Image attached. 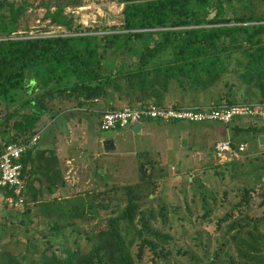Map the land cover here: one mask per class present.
Wrapping results in <instances>:
<instances>
[{
    "label": "trees",
    "instance_id": "trees-1",
    "mask_svg": "<svg viewBox=\"0 0 264 264\" xmlns=\"http://www.w3.org/2000/svg\"><path fill=\"white\" fill-rule=\"evenodd\" d=\"M67 1H40L43 16L57 32L30 35L15 32L30 2L0 0V151L3 143L36 131L40 114L54 98L81 103L115 94L128 105L149 97L160 103L170 89L197 93L218 81L221 101L264 99V12L252 10L249 0L239 7L233 0H115L121 7L109 26L95 19L85 25L76 21L73 11L64 10ZM243 84L256 97L237 96L236 87ZM236 159L224 163L233 165ZM140 185H124V204L108 212V202L96 200L100 192L84 190L75 200L33 201L36 217L44 220L38 226L32 225L31 206L24 200L13 219L24 241L19 243L12 232L0 240V264H137L145 248L151 252L150 264H156L157 256L168 253L170 235L151 222L154 212L138 209ZM0 187L3 196L10 193ZM248 188L238 204L248 202ZM209 211L205 205L202 216ZM231 212L226 210L216 225L232 231L236 264H264L262 216L250 223L245 210ZM157 214L163 218L161 207ZM5 231L1 225L0 237ZM11 240L22 250L13 251Z\"/></svg>",
    "mask_w": 264,
    "mask_h": 264
},
{
    "label": "rangeland",
    "instance_id": "rangeland-1",
    "mask_svg": "<svg viewBox=\"0 0 264 264\" xmlns=\"http://www.w3.org/2000/svg\"><path fill=\"white\" fill-rule=\"evenodd\" d=\"M26 1H29L30 5L22 13L15 32L30 35L57 32L56 26L50 24L48 19L43 16L44 6L40 4V1L43 0ZM241 1L233 0V6L239 7ZM248 4L256 13L264 12V0H249ZM120 7L121 4L116 3L115 0H80L76 6L70 5L67 1L64 10L73 11L76 14L74 15L75 20L83 24H88L89 21L95 19L98 20L100 26H109L117 20L116 16ZM226 77L232 78L231 74H227ZM243 86L244 84L236 87L237 96L239 94L255 96L250 92L248 94L247 88ZM221 88H223L222 83L217 81L207 88L204 96L215 98V94H221ZM211 100L213 99L211 98ZM211 100L204 103H210ZM26 110L28 107L22 109V111ZM195 123L198 124L194 126L193 123L177 120L176 123H167L168 126L156 127L155 134L157 137L161 136L168 146L162 141L157 143L146 135H128L126 139H120L118 134L120 128L99 130L101 134L112 136L115 144V148L105 155L108 170L102 176L94 175L93 179H90L89 176L80 178L86 180L78 185L76 193L81 194L84 190L102 193L101 197L96 194V200L102 198L103 201H107L108 209L105 212H108L109 209L114 210L124 204L126 200L124 185L132 186L137 182L141 184L139 186L141 195L138 199V209L154 212L156 216L151 219V222L170 235L166 244L168 253L165 257L157 256L156 264H236L239 258L229 242L232 231L225 232L226 226L218 230L216 219L229 209H232V215H236L238 210H245V214H247L245 218L250 223L255 219L254 217L262 216L258 221L259 224L262 222L260 228L264 230V203H260L261 192L264 189V119L237 115L225 124L207 122V120L195 121ZM180 125L185 126L179 127ZM193 126L198 131L194 138L192 137L193 131L190 135H177L180 129L187 132L193 129ZM224 128L228 130L234 141L239 140L244 143V150L233 165L229 163L214 165L212 143L216 139L224 137ZM260 135L262 139H259ZM183 138L187 140L186 145H181ZM158 139L161 140L160 137ZM192 140L201 144V151L191 152V145L193 148L195 147ZM173 141L177 142L179 150L165 151L171 147ZM133 147L136 151L133 150ZM129 149L133 151L123 153L124 150ZM164 151L169 157L175 155L179 162L175 160V167H171L169 170L160 168L161 171L156 168L155 163L159 161L158 158H161L159 163H162ZM245 187H251L248 188L250 191L248 202L238 204ZM134 190L137 191L136 188H133V192H135ZM148 190L151 193L144 194ZM77 194L72 199H77ZM205 205L210 207V211L203 217L202 212ZM160 207L163 218L157 214ZM9 209L11 213H14L21 207L15 208L16 210L13 207H9ZM101 211L100 213H102ZM35 216L31 215L35 222L32 225H42L41 222L44 220ZM15 218L17 216L11 219ZM245 218H240V221H244ZM11 222L13 221L4 224L5 230L7 231L8 228V231L7 234L6 231L3 233L0 240L6 241L8 233L12 232L17 233V239L19 243H22L24 238L18 232L20 226H17L18 223L15 222L11 226ZM222 241L224 242V251L218 248ZM81 243H83V239H81ZM8 246L13 251L22 250L21 245L14 244L13 240ZM150 256L151 252L145 248L137 264H150ZM231 258L234 260L233 262L230 261Z\"/></svg>",
    "mask_w": 264,
    "mask_h": 264
},
{
    "label": "crops",
    "instance_id": "crops-1",
    "mask_svg": "<svg viewBox=\"0 0 264 264\" xmlns=\"http://www.w3.org/2000/svg\"><path fill=\"white\" fill-rule=\"evenodd\" d=\"M206 90L208 89L200 90L197 93L180 94L175 89H170L163 94L160 103L205 105L208 103L204 102L210 101L211 98L213 100L210 103L221 101V94H215V98L213 96L211 98L205 97L204 92ZM150 100H152L151 97L144 102ZM123 104L128 105L125 97L118 99L115 94L110 98L94 97L81 103L65 98H54L47 103L46 109L40 114L36 123L38 130L37 139L31 147L22 153V175L26 184L23 196L24 200H29L28 203L33 211L31 215H38L32 208L33 201L36 203L37 201L50 199H72L77 194L78 185L86 180L80 178L89 176L90 179H93L94 175H104L105 171L108 170L105 155H108L109 151L115 148V144L112 136L99 133V130H105L98 127L99 111L105 108L119 107ZM137 104L139 103L131 102L130 105ZM176 122L175 120L162 121L156 118H142L137 121L138 126L134 125L135 122L122 127L112 128H120L118 132L120 139H126L128 135H146L150 136L157 143H161L162 141V143L167 145L161 136L157 137L154 129L159 126H168L166 125L167 123ZM183 122L193 123L192 125L194 126L198 124H194V121L183 120ZM185 125H180L179 127ZM194 126L193 129L187 132L180 129L177 135H190L193 131L192 137L194 138V135L198 132L194 129L196 128ZM229 135L228 130L224 128V137ZM159 137L161 140L158 139ZM105 139H110L113 146L108 148L103 147ZM183 139L184 141L181 142V145H186L187 140L186 138ZM193 143L195 147L193 148L191 145V152L196 153L201 151V144L195 141ZM133 150H135L134 147ZM133 150H124L123 153H129ZM167 150L178 151L179 146L177 142L173 141L171 147L165 151ZM165 151L163 152L164 158L161 160L162 163H159L161 158H158L159 161L155 163L156 168L159 170L162 168L169 170L171 167L176 166V162H179V159L175 155L169 157ZM24 158H26L25 161ZM140 165L139 167L143 169ZM2 194V188L0 187V225L14 221L11 218L16 216L15 213L9 211V207H6ZM11 224L14 225L13 222Z\"/></svg>",
    "mask_w": 264,
    "mask_h": 264
},
{
    "label": "built area",
    "instance_id": "built-area-1",
    "mask_svg": "<svg viewBox=\"0 0 264 264\" xmlns=\"http://www.w3.org/2000/svg\"><path fill=\"white\" fill-rule=\"evenodd\" d=\"M248 115L264 119V99H251L234 102H213L199 104H163L146 101L137 105H122L99 111L98 127L108 129L135 123L142 118H156L162 121H217L229 122L234 116ZM38 137V130L21 141L3 143L0 151V186H7L10 193L3 196L8 207L19 208L24 203L23 191L26 188L22 175L20 155L31 147ZM244 150L242 141L232 142L229 136L216 139L212 145L213 163L222 164L238 158Z\"/></svg>",
    "mask_w": 264,
    "mask_h": 264
},
{
    "label": "water",
    "instance_id": "water-1",
    "mask_svg": "<svg viewBox=\"0 0 264 264\" xmlns=\"http://www.w3.org/2000/svg\"><path fill=\"white\" fill-rule=\"evenodd\" d=\"M134 125H135V126H138V123L136 122ZM259 139H262V136H261V135L259 136ZM182 141H184V139H182ZM112 146H113V145H112L110 139H105V140L103 141V147L108 148V147H112Z\"/></svg>",
    "mask_w": 264,
    "mask_h": 264
}]
</instances>
